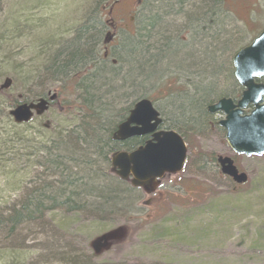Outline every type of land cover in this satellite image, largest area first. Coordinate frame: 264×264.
<instances>
[{
    "label": "rangeland",
    "instance_id": "rangeland-1",
    "mask_svg": "<svg viewBox=\"0 0 264 264\" xmlns=\"http://www.w3.org/2000/svg\"><path fill=\"white\" fill-rule=\"evenodd\" d=\"M95 1L0 0V85L5 78L12 80L11 88L0 94V111L8 106V98L18 101L21 96L22 101H33L46 93L36 87L49 84L50 56L73 37L75 30L85 28L92 34L87 28L89 17H98L105 24L111 20L117 27L111 44L104 45L103 41L101 51L109 50L108 62L115 61V69L123 77L131 65L122 58V51L126 41L133 38L126 40L128 34L121 28L129 24L127 15L133 6L137 8L127 30L135 29L134 40L145 43L151 55L161 51L165 41L173 50L153 62L155 77H135L143 85L141 91L126 83L124 88H116L121 97L116 93L114 98L108 96L106 106L85 105L80 84L71 82L65 84L58 104L41 118L17 130L0 118V221L13 211L32 207L29 218L18 223L17 233L4 236L0 228V264H264V155L234 156L216 124L223 119L221 114L204 117L197 126L176 120L174 114L177 105L187 107V102H180L196 96L198 90L204 91V97L218 91L214 101L226 97L222 95L237 98L231 59L264 29V0H255V4L251 0H224L209 22L195 26L187 15L198 13L201 0H184L170 12H165L157 0H119L110 16L102 9L113 0L101 1L98 10ZM155 12L158 23L143 39L147 16ZM232 42L236 43L230 50ZM219 58L226 61L229 73L222 72L224 65ZM152 71L148 69L147 74ZM56 84L48 85L51 91L59 87ZM74 92L77 103L71 97ZM141 96L153 102L165 123L184 141L187 156L182 172L164 179L154 193L146 195L119 182L109 174V167L104 168L106 185L112 187L118 182L126 190L121 191L125 197L117 206L100 213L91 205L94 198L75 210L59 205L50 208L45 200V208L34 212L33 195L61 182L55 166L47 163L55 143L61 141L68 153L72 150V157L68 155L71 161L59 167L76 169L88 160L93 162L91 156L79 155L84 133L88 134L100 116L113 117ZM64 101L79 109L77 118L58 112L59 103ZM190 106L196 110L198 105ZM46 122L49 129L43 128ZM76 137L78 148L73 147ZM63 152L59 149L57 153L64 157L67 152ZM217 156L233 158L238 170L247 176V183L236 189L211 161ZM69 190L64 191L61 202L66 201ZM120 227L127 235L115 241L108 252L95 256L91 241Z\"/></svg>",
    "mask_w": 264,
    "mask_h": 264
},
{
    "label": "water",
    "instance_id": "water-1",
    "mask_svg": "<svg viewBox=\"0 0 264 264\" xmlns=\"http://www.w3.org/2000/svg\"><path fill=\"white\" fill-rule=\"evenodd\" d=\"M233 77L243 89L236 104L231 99L221 98L208 107L211 115L223 114L217 123L224 130L227 146L234 155L260 157L264 155V84L255 80H264V29L251 43L237 51L232 57ZM12 80L5 78L0 91H7ZM55 94H47L35 101L18 103L8 111L15 125L29 123L32 118L43 116ZM251 107L248 114L244 110ZM161 125L159 113L147 100L135 103L127 118L119 123L111 139L124 142L138 137L151 136L144 145L132 152H114L109 158V172L121 181L129 182L132 188L141 189L146 195L156 191L165 177L174 176L183 170L187 149L174 131H157ZM49 124H44L48 128ZM216 164L222 176L231 179L236 185L247 182V176L239 172L230 157L218 156ZM127 230L120 227L102 234L91 241L95 256L112 248V243L123 239Z\"/></svg>",
    "mask_w": 264,
    "mask_h": 264
},
{
    "label": "trees",
    "instance_id": "trees-1",
    "mask_svg": "<svg viewBox=\"0 0 264 264\" xmlns=\"http://www.w3.org/2000/svg\"><path fill=\"white\" fill-rule=\"evenodd\" d=\"M100 1L106 2L108 0H99L95 2L94 6L97 10H98V5H99L98 3H100ZM157 1H159V3H161L162 5H164L165 9H171V8H174V6L176 5L178 6V5L183 4L184 0H157ZM251 1L254 2L255 0H251ZM219 2L223 6L224 0H203V1L201 0L199 2L200 7H198L199 8L198 13L196 11L194 16H191V15L188 16L191 25L195 26L196 24H199L201 22L202 24L207 23L206 21L209 22L210 19L208 18H210V15L218 11V8L216 9V7L219 6ZM118 3H119V0H113L111 4L108 5V7L103 6V9L102 7L101 9L102 11L106 9L107 14L110 16L111 9H114V7ZM201 5L204 6L205 8H208V10L206 11L208 12V14H206V12L204 11L203 9L204 7L201 8ZM102 11L99 8V12L101 13ZM207 15L209 17H207ZM157 20H158V17L155 18V21ZM151 21L152 19L150 20V22ZM95 38H96V33L89 34L86 32L85 28H81L76 32L75 36L72 39H70L69 41L65 43L63 42V45L61 46V50L59 52H56V55L52 56L48 60L49 64L52 63V65L49 66L51 71L47 70V73L50 77L48 83L50 84L51 82H54L55 80H60L58 79L59 75L66 76V75H69L70 73L72 74L67 78L68 80L63 81L64 84H69L71 82H73L75 85H77V83L81 84V80L83 78L87 81L89 85L94 83L95 82L94 77L89 73V71L92 69L91 68L92 65H91L90 59L86 55L93 54L92 50H93V44L95 42ZM134 42H136V40H132L131 42L126 41V49H131V53L127 51V54H129V56L133 58L137 56L138 59H136V61L139 64H142L143 67H145L146 69L153 70L152 71L153 73H155L153 69L154 68L153 62L154 63L158 62L163 56H167L168 51L173 50L172 48L173 46H171V44L169 43L168 45L163 46V49L157 52V54L151 55L148 52V48L145 46V44H140V45L137 44L139 50H136L134 48V45H135ZM235 43L236 42H232L230 50L234 48ZM143 56H144V59H143ZM220 61L224 65V70L222 72L225 74L229 73L228 71L225 70L226 61L224 59H221ZM183 62L184 61L182 60V63ZM129 67H133V65ZM112 69H115V68H112ZM82 70H86V74L88 76H82L80 73V71ZM115 73L116 75L120 74L117 70L115 71ZM257 82H264V81H257ZM49 84L45 83V84H42L41 86H37L36 88L40 89L42 92H48V91H51V87L48 86ZM55 90L57 92V97H58L57 101H59V98L61 99V96L63 97L64 91L58 90V89H55ZM2 93L3 92H0V94ZM115 93H116V96L120 95L121 97V94H120L121 91H119V94H118V90H115L113 91V98H114ZM203 93L204 91L202 90L197 91L196 96H194V97H197L196 101H193L194 97H192V98H187L183 100L182 102H180V103H183V102L188 103V106L184 107V109L182 108V104H178L177 108H175L174 105H172L175 108V111H174V114H176L175 119L181 122H185L186 124H191L192 126H197V124H202L204 117H208L210 115L205 110V104L206 106L208 104L211 105L214 102V99L217 98L218 91L213 90L212 91L213 94L210 97H204ZM222 96L227 97V95H222ZM71 97L72 98L75 97L74 100L76 101L75 103H77V94H75V92L71 94ZM8 99H9L8 106L5 107L4 111H0V118L8 122L11 129L17 130L19 127L14 125L8 116V109L16 105L17 101L16 99H12V98L11 99L13 101L10 98ZM193 103L198 105L196 106V110H194L190 106ZM59 106L60 107L58 109V112L64 113V116L71 115V113L76 114V115L77 113H79V109L73 103L71 104L70 101L61 102L59 103ZM130 108L131 106H129L128 108H125L124 110H120L113 117L110 115L100 116L98 119H96L95 125H93L87 130L88 134L83 132L85 136L81 139H83L84 141V144H83L84 147L83 148L81 147V149L78 150L80 157L92 156L90 152H92L93 154L97 156L96 162L93 163V162H90V160L87 161L90 164V166L88 165V167H86V165L84 164H81V166H77L76 169L66 168L65 170L64 168L59 167L60 162L62 161L61 159L63 158L62 156L59 155V153H57L59 149H64V152H67V153H64V152L63 153L66 156L69 155L71 157H72V150L68 153L67 149H65L66 147L64 148L62 146L61 141H57L55 143L56 144L55 146L58 149L55 147L53 154L48 155V157H49V161H53L52 165L55 166V168L59 172L57 173V175L58 177H61V182L60 184L59 183L56 184V188L53 186H49L43 192L33 195V201L35 203L33 205L34 212L35 211L41 212V210L45 208L44 207L46 203L45 200H47L50 203V208H53L54 206L59 205V206H66V209L75 210L78 207H80V205L88 204L89 198H94L96 201L93 202L91 205L94 204L95 209L100 210L99 211L100 213L108 209H111L112 207L117 206L120 202L123 201L125 195L121 193V191L126 192V190L121 189L120 188L121 184L118 182L116 183L114 182L113 184L114 186L112 187H110L109 185H106V179H104L103 177V171H104V168H108V161H109V156L111 155V153L117 150H127L128 148H134L143 143V138H133L127 142H122V143L113 142L111 140L112 132L115 130L116 126L121 121H123V119L125 118ZM188 108L191 110H189ZM163 126H165L167 129H174L170 125H167L165 122L163 123ZM78 142L79 140L76 137L75 146L73 147L78 148L79 146ZM42 147L40 146L39 148L42 149ZM44 152L47 154L48 150H44ZM73 153L75 154V151ZM210 159L215 164V158L211 157ZM95 163L97 164L94 165ZM95 167H99V169L96 170ZM73 169L77 170V172L76 171L73 172ZM55 177L57 176L55 175ZM68 188H71V190H69L67 193L68 196H66V201L61 202V198H63L65 195L64 191ZM239 188L240 187H237L236 189H239ZM49 194H51L52 197L48 196ZM31 209L32 207H26V208H23L20 212L13 211L12 214L8 217V221H14V222L20 223L22 219L29 218L28 214L31 213ZM0 228H1V225H0Z\"/></svg>",
    "mask_w": 264,
    "mask_h": 264
},
{
    "label": "bare ground",
    "instance_id": "bare-ground-1",
    "mask_svg": "<svg viewBox=\"0 0 264 264\" xmlns=\"http://www.w3.org/2000/svg\"><path fill=\"white\" fill-rule=\"evenodd\" d=\"M97 1H99V0H96L95 2H97ZM95 2H94V4H95ZM158 3H159V1H158ZM98 4H100V3H98ZM160 6L164 8V5H162L161 3H160ZM164 10H165V12H170V11H168L169 9H165L164 8ZM135 11L136 10H134L133 13H130V14L127 15L128 19L126 21H129V24L126 23L127 24L126 25V29L124 27L121 28V31H124L125 33L128 34L126 40L129 39V38L130 39L133 38V40H134L135 37H136V35L134 34L135 33V29L131 30L130 33L127 30V29H129V25L131 23L130 19H132V17L134 16ZM149 14H150V16H147V20L145 22V29H143V32H145V33H144V35L141 36L143 39H146L148 37L150 29L151 28L154 29L155 28L154 25H156L158 23V20L155 21V18L158 17L157 12L149 13ZM189 15H190V13L187 16H189ZM125 19H121V20L125 21ZM149 19L150 20L152 19V21L150 22ZM88 21H90V24H89L90 27H87V28L90 29V31L92 33H96V38H95V42L93 44V50H92L93 54H88V55L85 54V55L90 59V62H91V65H92V67H91L92 69L89 71V73L94 77L95 82L92 83L91 85H89L84 78L81 80L80 87H81V91H82L83 96H84V102H86V103H88L90 105L94 104V105H97L99 107L106 106L107 105L108 96L113 95V91L116 90L117 87L118 88H124L126 83L129 84V85L132 84L133 85L132 87L135 88L136 92L141 91V87L143 85L138 83L137 81H135V77L140 76V75L142 76V74L146 75L148 77H155V73L156 72L155 73L151 72V73L147 74L148 69H146L145 67H143L142 64H139L136 61V59H138L137 56H135V58L129 56V54H127V51L129 53H131V49L124 50V48H126V47H124V48H122L124 50V51H122V53L124 54V55H122V58L126 61L127 64L133 65V67L128 68V71H127V74H126L127 76H125V77L121 76L122 74L116 75L115 71H116L117 68L116 69H112V68H115L114 65H116V62L115 61L108 62V58L109 57L108 58L107 57L103 58L102 51H101L102 43L105 40V37L107 35V30L105 28V23H103L102 19H100L98 17H95L94 19L89 17ZM78 30L79 29L74 31L73 37L75 36V34H76V32ZM136 44L140 45V44H145V43H143L139 39H137L136 40ZM168 44H169V42L165 41L164 46L168 45ZM127 46H128V44H127ZM122 49H120V51ZM60 50H61V48L59 50H56L55 52H53V54L50 56V58L52 56H55L56 52H59ZM62 50H63V48H62ZM95 53H97V54H95ZM133 56H134V54H133ZM135 64H137V65H135ZM231 64H232V59H231ZM51 65H52V63L51 64L48 63L47 69L49 71H51V69L49 67ZM80 73H81L82 76H88L86 74V70H82V71H80ZM71 74L72 73H70L69 75H66V76L59 75L58 79H60V80H55L54 82H52L54 84L59 83V84H56V85H59V87L56 88V89L65 91L66 88H65V84H64L63 81L68 80L67 78ZM120 76L122 77V79L120 78ZM48 93H50L51 95L55 94V98H58L56 90L55 91H48L45 94H41V96H47ZM99 93H100V95H99ZM98 95H99V97H98ZM101 99L103 101H100ZM140 100H147V101H149L151 103L152 106H154L153 102L150 101L145 96H141V97L136 98L133 103L135 104V103H137ZM86 103H85V105H87ZM209 106H210V104H208L206 106V108H205L207 113H209L208 112V107ZM156 111L159 113V110L157 108H156ZM79 113H80V111H79ZM71 116H74V118L78 117L76 114L68 115V117H71ZM112 134H113V132H112ZM90 154L92 155L91 157L94 158L93 163L96 162L97 156L95 154H93L92 152H90ZM61 160H62V162L60 163V165L67 164V163H69L71 161L68 156H64ZM47 163L51 166L53 161H49V159H48ZM96 164L97 163H95L94 165H96ZM84 165H86V167H88V165L90 166L89 163H85V162H84ZM108 167L110 169L109 161H108ZM54 170L57 171L56 168H54ZM39 218L41 219V216H39ZM2 219H4V222L0 221V225H1V232L2 233L5 232L4 236H8L9 234H12V233H17V231L19 230L17 228L18 222H14V221H10L9 222L7 217L6 218H2Z\"/></svg>",
    "mask_w": 264,
    "mask_h": 264
},
{
    "label": "flooded vegetation",
    "instance_id": "flooded-vegetation-1",
    "mask_svg": "<svg viewBox=\"0 0 264 264\" xmlns=\"http://www.w3.org/2000/svg\"><path fill=\"white\" fill-rule=\"evenodd\" d=\"M136 8L137 7H135V6H133L132 8H131V12L130 13H133L134 12V10H136ZM113 11V10H112ZM112 12H110V14H111ZM129 13V14H130ZM105 28H106V30H107V35H106V37H105V40H104V45H106V44H111V42L113 41V39L115 38V36H116V30H117V27L114 25V23H112V21L111 20H109L108 22H107V24H105ZM102 55H103V58H105V57H109V50H107L106 48L104 49V51H102ZM237 84V83H236ZM237 87H238V91L235 93L236 95H237V98H233L232 96H228L227 98H229V99H231L232 101H233V103H237V101L240 99V96H241V94H242V91H243V89H241L240 87H239V85L237 84ZM57 103H55L54 105H56ZM134 105V103H132V105H131V107ZM51 108V107H50ZM130 110V109H129ZM129 112V111H128ZM160 114V113H159ZM127 116H128V113L126 114V116H125V118L123 119V121L127 118ZM160 117L162 118V115L160 114ZM163 120V119H162ZM163 123H164V121H163ZM163 123H162V126L159 128V130H157V131H161V130H168L165 126H163ZM114 132V131H113ZM143 138V143L142 144H140L139 146H142V145H144L145 143H146V141L147 140H149V139H151V136L149 135V136H146V137H142ZM133 139V138H132ZM129 140H131V139H129ZM129 140H126V141H124V142H127V141H129ZM122 143V142H121ZM139 146H136V147H134V148H128L127 150H119V151H124V152H132V151H134L137 147H139ZM123 183H125L124 181H123ZM126 184H129V183H126Z\"/></svg>",
    "mask_w": 264,
    "mask_h": 264
}]
</instances>
